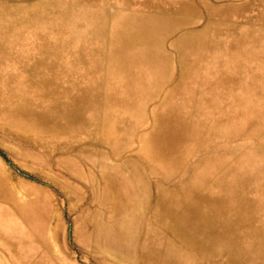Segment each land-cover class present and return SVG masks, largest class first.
<instances>
[{
  "label": "rangeland",
  "instance_id": "rangeland-1",
  "mask_svg": "<svg viewBox=\"0 0 264 264\" xmlns=\"http://www.w3.org/2000/svg\"><path fill=\"white\" fill-rule=\"evenodd\" d=\"M0 264H264V0H0Z\"/></svg>",
  "mask_w": 264,
  "mask_h": 264
},
{
  "label": "water",
  "instance_id": "water-1",
  "mask_svg": "<svg viewBox=\"0 0 264 264\" xmlns=\"http://www.w3.org/2000/svg\"><path fill=\"white\" fill-rule=\"evenodd\" d=\"M0 155L18 172L22 173V174H26L25 172H23L22 170H20L17 166H15V164L8 158V156L5 154V152L0 148Z\"/></svg>",
  "mask_w": 264,
  "mask_h": 264
}]
</instances>
